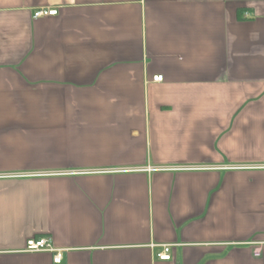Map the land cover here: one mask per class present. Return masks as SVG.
I'll use <instances>...</instances> for the list:
<instances>
[{"label":"crops","instance_id":"0c3cea01","mask_svg":"<svg viewBox=\"0 0 264 264\" xmlns=\"http://www.w3.org/2000/svg\"><path fill=\"white\" fill-rule=\"evenodd\" d=\"M46 237L264 264V0H0V264Z\"/></svg>","mask_w":264,"mask_h":264},{"label":"built area","instance_id":"2783aa9c","mask_svg":"<svg viewBox=\"0 0 264 264\" xmlns=\"http://www.w3.org/2000/svg\"><path fill=\"white\" fill-rule=\"evenodd\" d=\"M57 13L56 9H40L34 12L33 18L54 17ZM162 79V76H155L152 78V81L161 82ZM23 251L26 253H48L52 255V262L54 264H61L63 262V250L54 248L52 241L47 237L27 240ZM157 258L160 261H169L170 247L162 246V252L158 253Z\"/></svg>","mask_w":264,"mask_h":264}]
</instances>
